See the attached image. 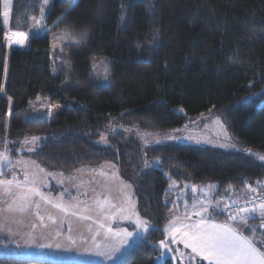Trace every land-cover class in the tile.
Returning a JSON list of instances; mask_svg holds the SVG:
<instances>
[{"label": "trees", "instance_id": "1", "mask_svg": "<svg viewBox=\"0 0 264 264\" xmlns=\"http://www.w3.org/2000/svg\"><path fill=\"white\" fill-rule=\"evenodd\" d=\"M40 4L12 0L4 27L0 0V151L38 136L34 151L21 155L50 171L119 165L151 224L120 264H170L157 263V243L165 239L172 182L214 183L218 195L264 182V164L243 152L264 154V0H79L70 14L72 0H50L41 25L33 20L34 36L6 49L4 36L28 32ZM59 30L72 40L63 48L64 72H54L51 60L49 35ZM100 57L109 60L105 86L91 74ZM205 114L220 119L240 151L152 145L147 156L159 163L142 167L136 141L123 133L112 134L108 147L95 144L110 127L163 131ZM0 264L54 263L0 257Z\"/></svg>", "mask_w": 264, "mask_h": 264}, {"label": "snow or ice", "instance_id": "2", "mask_svg": "<svg viewBox=\"0 0 264 264\" xmlns=\"http://www.w3.org/2000/svg\"><path fill=\"white\" fill-rule=\"evenodd\" d=\"M12 0H4L3 11V25L8 27L10 17V5ZM79 3V0H72V9L67 14H70ZM50 0H41L39 6V17H33V20L37 26L41 25V21L46 19V10L49 8ZM64 16L60 18L58 22H62ZM123 20V17L121 18ZM42 28H38L37 31H42ZM67 35V34H65ZM29 38V34L20 31L11 32L10 35H5V40L9 45L16 43L23 46L24 41ZM59 39V38H58ZM139 46V45H138ZM7 67V65H5ZM251 86V85H250ZM4 89L0 86V92ZM183 111V109H181ZM220 124V121H216ZM187 127V126H186ZM222 134L226 139H231L228 136L226 130H223V125L220 124ZM171 139H178V137H169ZM40 138L33 136L32 142L35 143ZM188 139V137H185ZM101 140L106 143V139L101 137ZM29 141L27 138L24 143ZM225 147L226 145H220ZM234 146V145H233ZM31 150V149H29ZM249 155L256 157L260 161H264V155L252 152L250 149L246 150ZM11 163L8 159L7 149L5 152H0V164L5 162ZM159 163V161H157ZM17 165H23L25 169L24 179L22 181L17 180L16 175L13 174L11 179H0V195L7 199L2 202L6 204V207L0 208V215H3L5 221L4 224H0V229H3L7 224L16 220V214L21 215L28 214L33 211L35 206L36 219L40 221V227L46 228L47 224L44 222V216L40 215L39 209L41 204L39 201H43L44 204L50 205L52 208L59 210L63 213V216L57 220L54 216L48 215L47 219L52 225H57L55 236H60L62 226L67 223L69 235L66 237L67 243L62 245L57 242L55 244L51 242L38 243L37 247L40 248H56L65 250H71V247L77 245V240L71 233L74 231L73 221L71 217H76L79 221H90L86 225L87 231L90 234L89 237L81 234L80 239L84 243H88L89 239L92 244V249H86V251H92V254L96 256H102L105 259L111 260L113 256L121 251V248L128 245L129 242L135 238L134 233L127 228L120 227L118 224L113 227V221L129 220L136 225L138 230L147 232L149 225L146 220L140 218L131 205V201H126L129 207L123 205H117L112 202L107 196L103 199L97 196V198L89 203L86 200H80L77 197H73L74 203L68 204L63 202L62 197L51 199L40 191L41 186H47L45 178L51 173L40 165L31 161H18ZM114 167V166H111ZM32 169V171H29ZM84 171V170H78ZM96 171V170H92ZM44 174V175H40ZM101 175H106L101 172ZM61 175V183L63 182V176ZM115 177V173L113 174ZM118 178V177H116ZM68 179H75V177H69ZM245 187L249 193L256 192L257 189L248 186L247 181L244 182ZM121 191L124 189H130L131 185L120 182ZM215 186L208 185L200 188L199 192L203 196L199 199L194 197V203L191 204L190 210L186 205V210L182 215H176L170 220L168 226L165 227L164 232L166 236H171V243H181L185 249H190L188 256V264H199L196 261V257H199L201 261H206L207 264H264V233H261L259 243L256 239V229H249L248 234L245 232L247 222L252 219H256L255 213H259L260 217L264 219V195L258 197H246L244 203L241 204L239 199H231L230 202L224 203L221 207V201L210 196L211 191ZM192 192L198 191L197 186H192ZM67 191V189H65ZM87 196V193H84ZM34 197H39V201L34 200ZM11 201L8 203V201ZM83 205V207H81ZM227 211L226 219L223 222L219 221V216L223 215ZM7 213V215H4ZM134 217V219H133ZM196 217V219H193ZM37 225L33 223L31 225L32 230L36 229ZM264 227V225H262ZM137 235L139 234L136 233ZM31 237V233L29 234ZM41 238L51 239L52 234L45 233L40 234ZM103 236L105 243L103 247L101 243L97 241V237ZM161 247H165V242H160Z\"/></svg>", "mask_w": 264, "mask_h": 264}, {"label": "rangeland", "instance_id": "3", "mask_svg": "<svg viewBox=\"0 0 264 264\" xmlns=\"http://www.w3.org/2000/svg\"><path fill=\"white\" fill-rule=\"evenodd\" d=\"M31 25L29 24L28 32H24L29 34V38L34 36L33 34V19L31 21ZM10 35V33H7ZM67 34V35H65ZM28 38V39H29ZM59 38V39H58ZM24 41L23 46H12L9 45L8 41L5 40V36L3 39V44L6 49L9 48H21L24 47L27 40ZM71 37L68 32L64 30H59L56 32H52L49 35V42H50V49H51V60L53 64V71L57 72L61 70L64 72L68 70V62L63 54V48L66 47L71 43ZM91 74L92 79L96 84L100 86H105L108 74H109V60L105 58H96L91 62ZM36 105L40 107L44 106L43 101L37 100ZM220 119L217 117H213L210 114L201 115L193 120L187 121L182 127L168 129L163 131H144L136 129L135 127H125V128H109V132L101 133L98 139L95 141V144L100 147H108L110 146V136L112 134H124L129 139H132L136 144V148L138 151V161L142 167H157L158 160L149 159L147 156V148L152 145H159L165 143H171L176 145L181 144H190L198 147H209L219 149L225 152H237L240 151V146L237 143V140L232 137V135L227 131L225 126L220 121V124L223 125V130H226L228 136L231 138L226 139L222 134V129L220 124H217L216 121ZM187 126V127H186ZM106 139V143L101 140V137ZM33 136L26 137L29 141L27 144L24 143L25 139L20 140L18 143L19 146L13 148L11 151L8 149V146H4L0 152H5L7 149L8 159L11 163L5 162V164H0V179H11L13 174L16 175L17 180L22 181L24 179V172L25 169L23 165H17L18 161H31L37 165L31 157L23 156V153H32L35 149V143L32 142L31 138ZM38 137V136H35ZM169 137H178V139H171ZM188 137V139H185ZM40 138V137H39ZM39 141V140H38ZM226 145L225 147H221L220 145ZM234 145V146H233ZM31 149V150H29ZM249 149H245L243 152L249 156L250 158L254 159L257 162L264 164V161L258 160L256 157L249 155L246 151ZM252 152L259 153L264 155L261 152L251 150ZM11 153H14L18 157L11 156ZM43 167L46 172L51 173L52 175H48L45 178V186L40 187V191L43 192L45 195L49 196L51 199H56L57 197H61L63 193L62 200L65 203L71 204L74 203L73 197H77L80 200H88L89 203L94 201L97 196L103 199L107 196L113 203L119 205H123L124 207H129V204L126 201H131V205L134 206L133 210L138 213L136 207V197L134 194V190L130 181L125 179L122 176V169L119 165L114 164L112 162H103L97 166H80L70 172L64 173L59 171H50L46 167ZM114 166V167H111ZM84 171H78V170ZM96 170V171H92ZM32 171V169H29ZM103 172L106 175H101L100 173ZM115 173V177L113 174ZM130 176L134 174L132 170L127 172ZM63 176V182L61 183V175ZM44 175V174H40ZM69 177H75V179H68ZM118 177V178H116ZM123 181L126 184L131 185L130 189H124L123 192L121 191V184L120 182ZM208 185L215 186L214 183L206 184L205 186L197 187L198 191L196 193H191L186 198L183 197L180 199V203L182 205L181 211L184 213L186 210V205L190 210L191 204L194 203V197L199 199L203 196L201 192H199L200 188L206 187ZM185 187L188 185H184ZM176 187L179 188V184L172 182L168 190L176 194ZM67 189V191H65ZM213 189V190H214ZM213 190L210 193V196H213ZM87 193V196L84 193ZM172 193V194H173ZM215 198V197H214ZM223 197L215 198L217 200H221ZM7 199L0 195V208L6 207L2 201ZM34 200L39 201V197H34ZM11 201L9 200L8 203ZM41 204V208L39 209L40 215L44 216V222L48 225L46 228H41L40 221L36 219L35 216V206H33V211L28 214H16V220L12 221L11 223L7 224L6 227L0 229V254L3 256H26L29 258L35 259H45L53 262L54 264H120L121 260L127 256L128 253L131 252V249L141 240L146 233L142 230H138L136 225L129 220H119L113 221V227H116L117 224L120 227L127 228L129 231L134 233L135 238L132 239L128 245H125L121 248V251L117 253L111 260L105 259L102 256H96L92 254V251H86V249H92V244L89 239L88 243H84L80 236L83 234L85 237H89L90 234L87 231L86 225L90 223V221H79L76 217H71L70 219L73 221V228L74 231L71 235L76 238L77 245L71 247V250H65L63 247L61 249L56 248H40L37 247L38 243H46L51 242L53 244L59 242L62 245L67 243L66 237L69 235L68 233V225L65 223L61 229V235L55 236V229L57 225H52L50 221H48L47 216L50 214L54 216L57 220L63 216V213H60L59 210L52 208L50 205L44 204L43 201H39ZM83 207V205H81ZM176 209L172 206L170 215L175 216ZM4 215H7L5 213ZM139 215V213H138ZM140 216V215H139ZM141 219L146 220L140 216ZM134 219V217H133ZM147 221V220H146ZM5 221L3 219V215H0V224H4ZM35 223L37 225L36 229L33 231L31 225ZM149 225V229L151 224L147 221ZM45 233L47 236L48 233L52 234V238L44 239L41 238L40 234ZM139 234L137 235L136 233ZM31 233V237L30 234ZM171 239V236H168ZM97 241L101 243V246L105 243H110V241H105L103 236L97 237ZM177 248V247H176ZM183 249H181L182 251ZM125 260V259H124ZM123 262V261H122ZM182 261H180L181 263Z\"/></svg>", "mask_w": 264, "mask_h": 264}, {"label": "crops", "instance_id": "4", "mask_svg": "<svg viewBox=\"0 0 264 264\" xmlns=\"http://www.w3.org/2000/svg\"><path fill=\"white\" fill-rule=\"evenodd\" d=\"M11 34V33H10ZM9 35V34H8ZM20 44H16V43H13L12 44V46H19ZM209 184V183H208ZM206 185V184H205ZM205 185H195V186H197V187H201V186H205ZM250 187H253V188H256L257 189V191L256 192H252V193H249L248 191H247V189H245V190H243V191H233V190H227V191H225L223 194H216V188L213 190V196L215 197V198H218V197H223L221 200H219V201H221V207L223 208V204L224 203H227V202H230V200L231 199H239L240 200V202H242V201H244V198H246V197H249V195H251V194H253V193H257V192H260V191H263L264 190V182H257L256 184H254L253 186H250ZM192 185H188V186H184V185H179V188H177L176 187V194H172V203H173V207H175V209H176V214H175V216L176 215H182L183 214V212L181 211V209H182V205H181V203L179 202L180 201V199L181 198H183V197H187V196H189L191 193H192ZM255 215H256V219H252V220H249L248 222H247V226H246V228H245V232H246V234H248V232H249V229H256V233H255V235H256V239H257V243H259V240H260V235H261V233H264V227H262V225H264V219H262L261 217H260V215H259V213L257 212V213H255ZM174 216V217H175ZM173 216H171V217H169V220H168V223H167V225L166 226H168V224H169V222H170V220L171 219H173L174 218ZM193 219H196V217H193ZM226 219V217L225 216H223V215H220L219 216V221L220 222H223L224 220ZM165 226V227H166ZM150 229H151V227H150ZM149 229V230H150ZM165 229V228H164ZM148 230V231H149ZM164 237H165V239H164V242L168 245V247L171 249V251H172V253H173V255H174V257L176 258V261L179 263V264H187V262H188V256H189V254H190V249H185L184 248V246H183V244H181V243H176V244H173V243H171V239H169L168 238V236H166V234H165V232H164ZM144 238V237H143ZM142 238V239H143ZM141 239V240H142ZM141 240H139V242L141 241ZM138 242V243H139ZM137 243V244H138ZM137 244H135V246L137 245ZM134 246V247H135ZM133 247V248H134ZM177 247V248H176ZM181 249H183L182 251H181ZM132 250V249H131ZM129 255V253L127 254V256ZM127 256H125L122 260H121V262L127 257ZM0 257H4V258H11V259H15V260H24V261H34V262H48V263H51V261H49V260H45V259H35V258H29V257H26V256H17V255H15V256H3L2 254H0ZM196 260H199V261H201L200 259H199V257H196L195 258ZM180 261H182L181 263H180ZM120 262V263H121ZM204 264H207V262L206 261H202ZM53 263V262H52Z\"/></svg>", "mask_w": 264, "mask_h": 264}, {"label": "water", "instance_id": "5", "mask_svg": "<svg viewBox=\"0 0 264 264\" xmlns=\"http://www.w3.org/2000/svg\"><path fill=\"white\" fill-rule=\"evenodd\" d=\"M157 249L159 256L157 257V263H164L169 261L170 264H177L171 249L165 244V247H161L160 242L157 243Z\"/></svg>", "mask_w": 264, "mask_h": 264}, {"label": "built area", "instance_id": "6", "mask_svg": "<svg viewBox=\"0 0 264 264\" xmlns=\"http://www.w3.org/2000/svg\"><path fill=\"white\" fill-rule=\"evenodd\" d=\"M261 195H264V190L263 191H260V192H257V193H253L251 195H249V198L250 197H258V196H261ZM241 204L244 203V201L240 202ZM223 216H227V211H225V213L223 214Z\"/></svg>", "mask_w": 264, "mask_h": 264}]
</instances>
